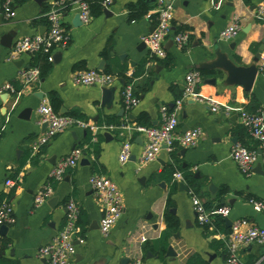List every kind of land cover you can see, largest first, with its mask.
I'll return each instance as SVG.
<instances>
[{
    "label": "crops",
    "instance_id": "0c3cea01",
    "mask_svg": "<svg viewBox=\"0 0 264 264\" xmlns=\"http://www.w3.org/2000/svg\"><path fill=\"white\" fill-rule=\"evenodd\" d=\"M3 1L0 0V195L2 204L6 202L13 208V222L8 224L6 234L0 232V256L16 264H44L40 249L58 235L70 199L80 206L72 264H122L125 257L130 258L127 264L136 259H142L143 264H186L194 254L208 264H226V241L237 222L238 231L242 232L252 226L264 227V213L249 203L250 198L264 200V166L258 161L247 175L231 156L236 144L259 151L240 112L264 111V51L256 62L259 73L250 90L227 83L226 72L209 68L217 60V51L227 54L239 66L254 64L264 45V9L260 10L264 0H225L221 6H216L214 0H176L165 58L152 57L142 41L156 28V0H113L108 9L112 15H106L103 9L80 25L74 24L79 12L75 8L78 0H73L63 16L70 41L51 52L52 68L47 76L29 84L23 73L36 67L34 55L10 59L11 49L18 39L48 30L46 14L52 0L15 4L16 16L10 20L4 17ZM137 2L147 5L148 12L134 20L128 5ZM235 20L241 23L238 35L221 38L220 31ZM181 31L190 34V42L184 48L173 41V35ZM9 34L11 47L2 43ZM142 44L144 47L139 49ZM102 61L104 69H99ZM90 69L117 77L111 85L116 91L110 107L103 104L102 86L74 81L77 72ZM192 70L202 75L198 92L214 97L218 111L191 98L177 106L186 89V76ZM130 81L140 99L132 109L123 100L124 87ZM7 84L14 85L16 92L1 91ZM36 93H42L43 98ZM52 93L61 101L59 113L72 115L78 111L83 116L79 118L97 126H104L102 122L107 119H115L121 125H109L96 132L76 126L58 134L35 153L33 145L47 129L39 121L38 108L44 102L52 105ZM162 107L177 114L180 133L200 126L204 134L193 147L164 148L154 161L141 165L147 137L136 129L140 126L138 120L160 126ZM226 107L232 111L227 113ZM105 132L112 137L108 138ZM91 133L93 138L89 140ZM127 139L132 142V155L123 164L119 154ZM77 147L85 149L78 165L68 169L62 179L51 180L53 167ZM183 171L192 174L191 183L185 177L174 178L175 173ZM94 174L110 177L122 192L124 213L107 236L100 230L103 210L90 183ZM10 178L16 181L13 187L6 184ZM179 181L185 182L186 191L179 189ZM49 183L53 187L51 196L36 204L38 192ZM193 195L204 205L208 203L209 208L229 207L228 217L234 225L228 226L225 221L223 230L213 221L201 225ZM223 199L225 204L221 203ZM168 212L179 219V228L168 244L176 252L174 257L166 255L167 249L161 255L154 248L167 229ZM238 255L242 264H264V245L246 244Z\"/></svg>",
    "mask_w": 264,
    "mask_h": 264
},
{
    "label": "built area",
    "instance_id": "2783aa9c",
    "mask_svg": "<svg viewBox=\"0 0 264 264\" xmlns=\"http://www.w3.org/2000/svg\"><path fill=\"white\" fill-rule=\"evenodd\" d=\"M176 0H156L157 25L155 30L142 37V41L147 45L152 57L165 58L167 50L166 41L172 33V20L174 17V8ZM216 6H221L225 0H214ZM68 0H52L47 12L49 22L48 30L44 33H35L18 39L11 49L10 59H15L22 54H37L39 52L49 53L56 46H66L70 41V35L63 24V16L70 9L66 8ZM113 0H102L103 9H109ZM72 6V5H71ZM80 13L81 20L88 23L92 18L90 2L88 0H78L75 7ZM3 14L5 19L10 20L16 16L14 0L3 1ZM264 6L260 10L263 11ZM241 30V23L235 20L231 25L226 26L220 31V37L223 39H232L238 35ZM173 41L179 48L186 47L190 42V34L181 31L173 35ZM23 78L27 84L35 82L40 78L38 67L26 70ZM117 77L114 74L101 71L99 69H90L77 72L74 81L81 85H99L111 86ZM202 81V75L197 70L190 71L186 76V89L183 96L177 100V106L180 107L183 102L191 98L203 104L209 105L213 111L219 110L216 99L212 96H203L198 92ZM16 92L12 84H7L1 88V91ZM123 100L128 109L136 107L140 99L134 93L133 81L128 82L123 90ZM227 113L232 111L231 107H226ZM162 123L160 126H137L136 129L145 134L147 142L144 153L140 159L141 165L154 161L162 151L167 148L173 150L175 145L182 147L195 146L204 134L202 127L196 126L190 128L184 133L178 131L179 120L175 112H171L167 107H162ZM39 121L47 124V129L43 136L33 145V151L36 153L42 147L46 146L58 134L70 128L79 126L81 128L96 132L99 128H108L109 126H97L92 122L82 118L62 114L55 110L49 103L44 102L38 108ZM241 121L249 131L251 138L257 143V150H253L242 144L234 145L231 156L238 164L240 171L244 174H251L254 165L261 161L264 166V111L249 112L242 110L240 112ZM85 149L83 147L75 148L72 153L61 160L53 167L50 172L51 180H60L68 169L78 165ZM132 155V142L130 139L122 143L119 154L121 163H127ZM175 179H183V173H175ZM91 185L95 188L98 202L103 210L100 220V230L107 236L116 222L124 213L122 192L115 181L103 174H94L90 178ZM6 184L10 187L16 185L14 179H8ZM53 187L51 183L41 189L36 198V204H42L52 194ZM192 203L197 213L198 221L201 225L209 224L217 216L228 217L230 209L227 206L207 208L199 197L193 195ZM249 203L258 212L264 213V200L250 198ZM66 220L58 235L50 243L40 249V256L45 260L44 264H72L76 254L74 238L77 231V219L80 212V206L75 199H70L67 203ZM13 208L10 204L4 202L0 205V226L8 225L13 222ZM237 222L233 231L226 241L227 258L226 264H242L238 252L242 246L250 243H259L264 245V227L252 226L247 231H238ZM145 240V237H143ZM129 264H143L142 259H136Z\"/></svg>",
    "mask_w": 264,
    "mask_h": 264
},
{
    "label": "trees",
    "instance_id": "16d2710c",
    "mask_svg": "<svg viewBox=\"0 0 264 264\" xmlns=\"http://www.w3.org/2000/svg\"><path fill=\"white\" fill-rule=\"evenodd\" d=\"M26 1H28V0H14V3L18 5V4L24 3ZM88 1L90 2L91 11L94 15H98V14L102 13V11H103V8L101 6L102 0H88ZM246 1H248V0H246ZM72 3H73V0H68L66 8L69 9L71 7ZM47 8H48L47 5H45L44 11L49 9V8L48 9ZM128 10L130 13V18L137 20V19L142 18L148 12V6L145 5L143 2L130 3L128 5ZM45 18L46 17H43L42 19L45 20ZM108 52H109V50L107 49L104 52V54L107 55ZM33 65L39 68L41 77L47 76V74L50 72V70L52 68V62L50 61V54L49 53H43V52H39L37 54H34ZM51 97H52V105L58 111L61 101L57 98V96L54 93L51 94ZM72 115L76 116V117H82L83 118L82 114L79 113L78 111H74L72 113ZM102 125H108L109 126V125H121V124L119 122H117L115 119H107L105 122H102ZM138 125L149 126V125H147V123L143 119L138 120ZM92 138H93V134L91 133L89 140H92ZM183 174H184L185 179L191 183L192 182V174L188 171H183ZM2 199H3V196L0 195V205L2 204ZM205 205L208 208L210 206L208 203H206ZM166 222H167V229L163 232L162 237L158 241V243H156L154 245V248L160 250L161 255L165 253V251L168 247L169 239H170L172 233L179 228V219L176 216L172 215L170 212H168L166 214ZM213 223L219 229H221V230L224 229L223 227L225 225V220L222 216L215 217L213 219ZM7 243H8L7 241L4 242V245H6ZM219 244L224 245L223 242H219ZM147 246L148 245L146 244L144 248H147ZM0 264H16V263L6 259L5 257L0 256ZM186 264H208V263L200 255L194 254L188 258Z\"/></svg>",
    "mask_w": 264,
    "mask_h": 264
},
{
    "label": "water",
    "instance_id": "95a60500",
    "mask_svg": "<svg viewBox=\"0 0 264 264\" xmlns=\"http://www.w3.org/2000/svg\"><path fill=\"white\" fill-rule=\"evenodd\" d=\"M1 11V9H0ZM105 14L106 15H112V12L108 9H105ZM82 23V20H81V16H80V13H78L75 18H74V24L76 25H80ZM12 37L11 35H6L3 39V44L8 46V47H11L12 46ZM144 47V44H142L139 49L141 47ZM264 51V45L261 46L259 52L257 53L256 57H255V62L254 64L250 65V66H239L237 64H235L232 60H230L228 58V55L225 54V53H222L220 51H217L216 54H217V60L214 61L210 66L209 68L210 69H220L224 72L227 73V83L229 84H240L242 85L244 88H246L247 90H250L253 85H254V82L256 80V77L259 73V67L257 66V61H259L260 57H261V54L263 53ZM104 64H105V61H102L100 66H99V69H104ZM101 91H102V100H103V104L105 106H108L110 107L112 105V102L114 100V95H115V87L113 86H103L101 88ZM36 95H38L39 97L43 98V94L42 93H36ZM2 99H4V97H2ZM26 112H30V108H28V110H26ZM45 126H47V124H45ZM105 135L108 137V138H111L112 137V134L110 132H105ZM83 161H87V159H84ZM165 183H162L161 185H164ZM178 185H179V189L182 190V191H186L188 189L187 185L185 184L184 181H179L178 182ZM210 189L212 191H214V186L211 185L210 186ZM221 203L225 204L226 203V200L223 199L221 201ZM224 220L226 221L227 225L228 226H232L233 225V221L229 218V217H224ZM9 227L8 225H1L0 226V232L1 234H6L7 231H8ZM175 236H178V233L175 234ZM166 255L168 257H174L176 255V252L174 251L172 245H169L168 248H167V251H166ZM130 261V258L129 257H125L122 259V264H127L128 262Z\"/></svg>",
    "mask_w": 264,
    "mask_h": 264
}]
</instances>
